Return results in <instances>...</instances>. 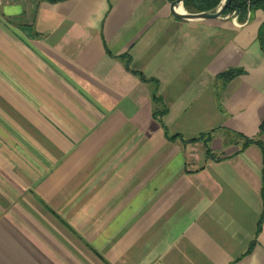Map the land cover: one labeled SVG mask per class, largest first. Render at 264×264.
Instances as JSON below:
<instances>
[{
  "label": "crops",
  "instance_id": "1",
  "mask_svg": "<svg viewBox=\"0 0 264 264\" xmlns=\"http://www.w3.org/2000/svg\"><path fill=\"white\" fill-rule=\"evenodd\" d=\"M171 5L0 0V264H264V10Z\"/></svg>",
  "mask_w": 264,
  "mask_h": 264
},
{
  "label": "trees",
  "instance_id": "2",
  "mask_svg": "<svg viewBox=\"0 0 264 264\" xmlns=\"http://www.w3.org/2000/svg\"><path fill=\"white\" fill-rule=\"evenodd\" d=\"M50 2H57L62 0H48ZM169 2H174L175 0H168ZM223 0H184V6L188 12L191 13H199V12H206V11H216L222 4ZM258 9L264 10V0H232L231 4L227 7L225 11V15H228L232 12H235L237 10H240L241 16H247L250 11H255ZM259 40L261 42L262 49L264 51V24L261 27L260 34H259ZM243 73L242 69L238 68H231L224 73L219 75V78L228 81L236 76ZM155 102H159L160 98L155 94L154 95ZM166 110H155V117L159 119V121L162 123V117L165 114ZM264 130V120L261 125V131ZM211 134L208 135L207 141L210 140ZM179 137V135H174V138ZM206 138V135H203L199 138L194 139L193 141L197 140H203ZM245 146L256 143L258 144L261 149L263 150L264 154V143L260 138H245ZM208 153H211L210 148H208ZM262 223V221H261ZM261 230V224L258 230V233Z\"/></svg>",
  "mask_w": 264,
  "mask_h": 264
},
{
  "label": "water",
  "instance_id": "3",
  "mask_svg": "<svg viewBox=\"0 0 264 264\" xmlns=\"http://www.w3.org/2000/svg\"><path fill=\"white\" fill-rule=\"evenodd\" d=\"M232 0H223L221 6L216 11H206L199 13L188 12L184 6V0H175L172 2L171 10L176 18L181 21L190 20H209V19H221L229 20L236 18L240 14V10L225 15L227 7L231 4Z\"/></svg>",
  "mask_w": 264,
  "mask_h": 264
}]
</instances>
